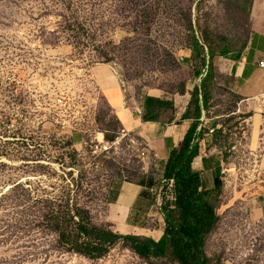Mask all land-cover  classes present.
<instances>
[{
  "label": "rangeland",
  "instance_id": "rangeland-1",
  "mask_svg": "<svg viewBox=\"0 0 264 264\" xmlns=\"http://www.w3.org/2000/svg\"><path fill=\"white\" fill-rule=\"evenodd\" d=\"M251 1L0 0V264H179L171 255L142 257L122 240L96 258L60 240L59 231L74 226L63 214L76 207L118 232L106 216L108 188L148 175L141 140L115 142L120 126L93 72L103 64L122 80L123 101L149 88L181 91L187 82L192 94L207 85L206 99L191 96L193 109L199 99L205 110L198 135L229 173L204 251L209 264H264V216L250 218L242 200H229L264 181L260 135L245 147L252 108L210 60L245 46ZM259 78L264 84V72ZM234 133L235 155L221 150ZM95 137L113 144L93 152ZM251 151L261 158L252 161ZM161 192L166 199L165 185Z\"/></svg>",
  "mask_w": 264,
  "mask_h": 264
},
{
  "label": "crops",
  "instance_id": "crops-1",
  "mask_svg": "<svg viewBox=\"0 0 264 264\" xmlns=\"http://www.w3.org/2000/svg\"><path fill=\"white\" fill-rule=\"evenodd\" d=\"M249 22L251 36L243 48L233 50L225 56H214L210 60L214 72L228 78L227 87L238 95L240 101L247 102L252 108L250 109L252 110V123L249 127V141L250 144L254 141L255 133L258 131L260 141L257 142V150L264 159V84L259 82V76L264 72V68L258 64V61L264 57V0L251 1ZM93 72L99 77L97 82L118 124L142 142V157L139 160L142 162L144 175H150L153 182L160 180L164 177L165 165L171 150L179 148L185 134L195 121L193 106L190 104L194 83L190 85L185 82L181 91L169 92L162 88H149L138 93L137 96H132L129 92L127 95L130 96L123 101L124 90H121L123 82L117 74L114 75L105 64L93 68ZM201 75L202 72L199 73V76ZM222 83L217 82V84ZM147 95L167 100L172 103V107L155 108L152 111L153 117L145 118L147 109L144 105V98ZM255 103H259L260 109L255 110ZM137 106L142 108V113L135 111L134 108ZM203 111L205 112L200 102L197 126L201 124L205 128L207 122L202 121ZM187 112L188 115L185 116ZM207 119L206 117L205 120ZM201 136L207 141L205 135ZM205 146L206 144L203 143L199 145L197 155L190 162V169L199 173V188L208 190L214 188L216 165L220 168L225 159L219 153L206 152ZM202 155L207 157L206 166ZM138 179L123 181L119 187L114 189L112 186L108 188L106 199L109 202V208L106 216L116 230L119 227L118 232L149 236L157 240L163 233L164 220L157 206L156 192L150 189L155 187L152 186L153 183L149 187L144 186ZM261 183L260 186L253 183L244 194L229 198L230 201L242 200L247 206L246 214L248 213L250 218L256 219L264 216V181ZM146 187L152 191L151 196L147 193ZM225 201L227 200L221 202L225 203ZM153 217L157 221L155 226L139 227V224L150 221Z\"/></svg>",
  "mask_w": 264,
  "mask_h": 264
},
{
  "label": "trees",
  "instance_id": "trees-1",
  "mask_svg": "<svg viewBox=\"0 0 264 264\" xmlns=\"http://www.w3.org/2000/svg\"><path fill=\"white\" fill-rule=\"evenodd\" d=\"M196 47V41H194ZM212 57V53L209 55ZM211 71V68H209ZM201 71H195L199 75ZM194 93H200L204 100L209 96L207 85L201 88L194 87ZM194 118L179 148L171 150L165 165L164 177L173 179L175 199L170 202L163 198L161 212L164 220L163 233L159 239L138 234H122L110 228L93 224L87 212L74 208L73 212L67 209L63 214L65 223L73 220V229L64 228L59 231L61 241L67 250L82 253L96 258L104 255L119 240L129 246L142 257H160L171 255L179 264H209V258L204 251L206 235L213 229L218 220L216 207L218 192L222 186L219 178V166L216 165L214 188L200 189V177L196 171H191L192 159L197 155V145L192 143L195 134L197 119L200 115V100H194ZM191 104V101H190ZM144 105L147 109L146 117H153L152 111L162 106L172 107V103L152 96H145ZM188 115V112L184 114ZM203 156L204 165L207 157ZM213 158V156L211 157ZM210 158V159H211ZM219 164L218 161H216ZM141 184L150 186L153 179L150 175L142 179Z\"/></svg>",
  "mask_w": 264,
  "mask_h": 264
},
{
  "label": "built area",
  "instance_id": "built-area-1",
  "mask_svg": "<svg viewBox=\"0 0 264 264\" xmlns=\"http://www.w3.org/2000/svg\"><path fill=\"white\" fill-rule=\"evenodd\" d=\"M258 64L260 67L264 68V57L258 61ZM134 109L137 113H142V108L137 106ZM203 114H204V111L202 112V116H203ZM201 127H202L201 124L196 127L195 134L192 138V143L197 145V149L199 148V145L201 144V140H200L199 135H198V133H199L198 131L200 130ZM212 130H213V128H209V131H212ZM119 131H120V136L116 137L115 142H118L119 138L122 136H128L129 141L133 142V143L138 141V140H136V136H134L133 133H131L130 131H127L125 128L120 126ZM99 133L103 134L102 132H99ZM205 134H208V133H205ZM232 136H233V140L231 137V141H229L227 143V145L223 144V147L221 150L222 151L226 150L227 152L234 151L233 154L235 155V150L237 149V144L239 143V141H238L235 133L232 134ZM94 139L96 141H94L93 152L108 151L109 148L111 147V145L113 144V141L111 143H109L108 141H104L103 139L99 140L97 137H95ZM256 152H258V151H256ZM251 155H252V161L256 156L258 158H261L259 156L260 154L257 155L255 153H253L252 151H251ZM228 173H229V164L228 163L226 164L224 162L221 165L220 170H219V178H220L222 183H225V178L228 175ZM159 182H160V184L157 188L155 187V188H150V189L152 191L156 192V195L158 198L157 206L161 211V206L163 204V198H164V197L162 198V196H161V194H162L161 189L163 188V186L165 185V187L167 189L166 200H168L170 202L171 207H173L172 202L175 199V193H174V189H173V179L172 178L163 177L159 180Z\"/></svg>",
  "mask_w": 264,
  "mask_h": 264
},
{
  "label": "bare ground",
  "instance_id": "bare-ground-1",
  "mask_svg": "<svg viewBox=\"0 0 264 264\" xmlns=\"http://www.w3.org/2000/svg\"><path fill=\"white\" fill-rule=\"evenodd\" d=\"M243 143H244L245 147L248 145V143H249V135L247 136V139L245 141H243Z\"/></svg>",
  "mask_w": 264,
  "mask_h": 264
}]
</instances>
